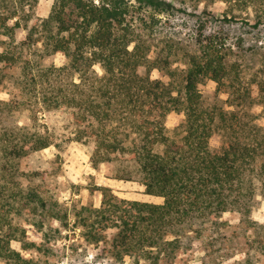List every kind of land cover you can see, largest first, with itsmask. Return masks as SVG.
Instances as JSON below:
<instances>
[{
	"label": "trees",
	"instance_id": "trees-1",
	"mask_svg": "<svg viewBox=\"0 0 264 264\" xmlns=\"http://www.w3.org/2000/svg\"><path fill=\"white\" fill-rule=\"evenodd\" d=\"M36 1L0 0V31L14 39ZM171 8L166 0H54L21 42L0 47V84L8 67H19L18 92L0 101V259L7 264H52L12 245L19 240L23 248L46 252L52 229L36 245L25 239L19 219L40 228L48 215L60 218L56 200L20 179L44 172L20 161L54 144L52 132L38 126L39 111L70 110L74 138L92 142L95 164L121 160L122 178H137L147 193L162 198L127 199L105 186L99 207L83 206L77 221L84 238L110 255L152 256L158 264L161 252L172 255L187 232L223 237L225 212H236L246 227L255 223L257 190L264 197V128L251 109L264 100V75H246L231 60L227 36L208 32L201 16L193 47L170 42L154 16ZM38 43L39 59L24 57V46ZM57 52L65 58L62 65L41 64ZM155 68L160 77L151 76ZM208 80L216 84L211 95L202 90ZM23 111L25 125L4 123L9 112ZM171 112L177 120L170 128ZM214 136L220 137L217 145Z\"/></svg>",
	"mask_w": 264,
	"mask_h": 264
},
{
	"label": "rangeland",
	"instance_id": "rangeland-1",
	"mask_svg": "<svg viewBox=\"0 0 264 264\" xmlns=\"http://www.w3.org/2000/svg\"><path fill=\"white\" fill-rule=\"evenodd\" d=\"M54 0H37L27 11L26 22L19 27L14 39L0 31L1 49L21 42L30 28L48 16ZM173 8L157 14L160 18L158 27L170 41L184 47H193L195 21L197 15L207 19V31L224 33L230 47L231 60L238 61L246 75L255 73L264 75V0H166ZM152 14V10H146ZM211 12V15H207ZM140 15V14H139ZM228 18V19H226ZM260 21L258 26L254 23ZM241 42V46L238 42ZM23 55L26 58L39 59L40 43L24 46ZM42 65H62L65 58L62 53L47 54L40 59ZM176 63V62H174ZM95 69L101 72L100 67ZM19 67H8L0 84V101H7L11 92H18L15 85ZM161 71L154 69L152 77H160ZM216 88L215 82L208 80L202 85L203 93L211 95ZM223 99L226 94H222ZM254 121L264 128V100L251 109ZM6 125L26 124L29 122L27 112L20 114L8 113ZM177 120L175 112L167 116L166 123L171 128ZM38 126L47 128L53 134L54 144L33 153L29 162L21 160V166L27 169L39 170L42 174L28 177L21 176L24 184L37 185L42 195L48 200H56L61 206L60 218L48 215L43 227L35 226L26 218L19 222L25 227V239L35 241L40 245L43 233L48 230L46 252L39 251L35 245L23 248L22 242L13 240L12 245L27 256H39L52 264H154L152 256L140 257L125 255L122 259L110 255L102 244L90 243L84 238L82 225L77 221V215L83 214L84 207L94 209L100 206L102 187H110L112 192L123 198L152 202H161L160 196L149 194L137 178H122L123 166L121 160L111 162L93 161V144L87 138L75 139L77 125L68 109H58L50 114L38 112ZM220 137L214 136L212 144H219ZM31 165V166H28ZM130 168V167H129ZM136 176V174H134ZM39 217V214H38ZM253 225L239 223L236 212H225L221 219L229 224L221 226L218 233L205 236H195L187 232L181 237V244L175 248L172 255L161 252L158 264H264V197L257 190L252 207ZM79 223V224H78ZM211 232V230H209ZM114 228L106 233L110 237ZM169 248V247H168ZM44 251V250H43ZM155 251V250H153ZM155 254V252H154ZM0 264H7L0 259Z\"/></svg>",
	"mask_w": 264,
	"mask_h": 264
}]
</instances>
